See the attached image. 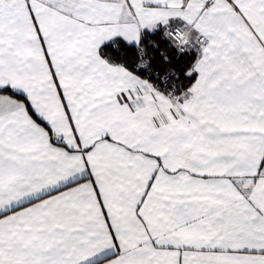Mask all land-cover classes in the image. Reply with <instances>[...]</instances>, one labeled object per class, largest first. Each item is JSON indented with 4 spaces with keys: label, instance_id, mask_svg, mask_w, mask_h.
<instances>
[{
    "label": "snow or ice",
    "instance_id": "6c2138e0",
    "mask_svg": "<svg viewBox=\"0 0 264 264\" xmlns=\"http://www.w3.org/2000/svg\"><path fill=\"white\" fill-rule=\"evenodd\" d=\"M0 264H264V0H0Z\"/></svg>",
    "mask_w": 264,
    "mask_h": 264
}]
</instances>
